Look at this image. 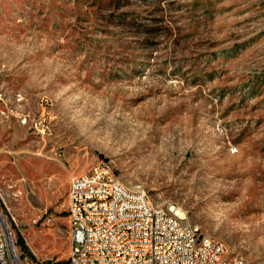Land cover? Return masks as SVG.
Listing matches in <instances>:
<instances>
[{"label": "rangeland", "instance_id": "374dc122", "mask_svg": "<svg viewBox=\"0 0 264 264\" xmlns=\"http://www.w3.org/2000/svg\"><path fill=\"white\" fill-rule=\"evenodd\" d=\"M1 98L29 115L0 119L23 256L67 264L70 177L109 161L230 257L264 261V0H0Z\"/></svg>", "mask_w": 264, "mask_h": 264}, {"label": "built area", "instance_id": "2783aa9c", "mask_svg": "<svg viewBox=\"0 0 264 264\" xmlns=\"http://www.w3.org/2000/svg\"><path fill=\"white\" fill-rule=\"evenodd\" d=\"M21 101L24 94L21 92ZM5 107L3 117L29 115L20 105ZM31 119L35 128H48ZM68 220L71 245L67 264H264L230 257L227 245L202 234L173 205H154L147 190L119 183L113 165L99 161L69 180ZM8 227V232L6 230ZM0 264H43L29 259L13 239L0 208Z\"/></svg>", "mask_w": 264, "mask_h": 264}, {"label": "bare ground", "instance_id": "6f19581e", "mask_svg": "<svg viewBox=\"0 0 264 264\" xmlns=\"http://www.w3.org/2000/svg\"><path fill=\"white\" fill-rule=\"evenodd\" d=\"M19 97H21V93H17L16 96H15V99H16L17 101H21V98H19ZM118 181H119V183L123 184L122 182H120L119 179H118ZM123 185H124V184H123ZM143 190H144V189H143ZM169 205H173V204L169 203ZM173 206H174V208H175L179 213L182 212L180 208H178V207L175 206V205H173ZM6 230H7V232H8V227H7V226H6ZM214 240H217V239H214ZM218 242H223V241L218 240Z\"/></svg>", "mask_w": 264, "mask_h": 264}, {"label": "trees", "instance_id": "16d2710c", "mask_svg": "<svg viewBox=\"0 0 264 264\" xmlns=\"http://www.w3.org/2000/svg\"><path fill=\"white\" fill-rule=\"evenodd\" d=\"M20 243L23 245V247H24L26 250H28V247H27V245H26V243H25V240H24L23 238H20Z\"/></svg>", "mask_w": 264, "mask_h": 264}, {"label": "crops", "instance_id": "0c3cea01", "mask_svg": "<svg viewBox=\"0 0 264 264\" xmlns=\"http://www.w3.org/2000/svg\"><path fill=\"white\" fill-rule=\"evenodd\" d=\"M3 102V101H2ZM3 104H4V102H3Z\"/></svg>", "mask_w": 264, "mask_h": 264}]
</instances>
